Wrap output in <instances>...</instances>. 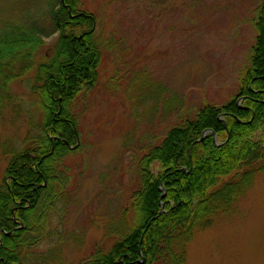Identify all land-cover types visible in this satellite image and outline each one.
I'll list each match as a JSON object with an SVG mask.
<instances>
[{"label": "rangeland", "instance_id": "obj_1", "mask_svg": "<svg viewBox=\"0 0 264 264\" xmlns=\"http://www.w3.org/2000/svg\"><path fill=\"white\" fill-rule=\"evenodd\" d=\"M45 1L0 0L6 15L29 20L36 10L45 12ZM262 1L83 0L97 18L102 58L98 79L74 106L81 147L56 164V173L67 178L57 182L49 210L57 246L45 240L39 250L52 253L55 246L63 260L57 264H77L97 249L110 250L139 224L131 197L140 184V159L202 102L224 103L236 90ZM58 34L41 36L36 65L53 56ZM20 65L8 99L0 95L7 110L0 140L21 149L26 137L33 145L44 141L45 110L31 88L29 63L21 59ZM256 179L231 213L197 233L188 264H264V174Z\"/></svg>", "mask_w": 264, "mask_h": 264}, {"label": "trees", "instance_id": "obj_2", "mask_svg": "<svg viewBox=\"0 0 264 264\" xmlns=\"http://www.w3.org/2000/svg\"><path fill=\"white\" fill-rule=\"evenodd\" d=\"M31 1L36 6L40 0ZM45 3V12L36 10L35 20H29L10 18L0 2V17L5 14L0 18V95L8 99L11 78H18L23 59L45 110L44 141L33 145L26 137L20 149L14 140H0V164H5L0 264L63 263L55 246L52 253L38 246L45 240L56 245L49 210L57 182L67 180L56 173V164L81 147L74 106L82 90L98 79L102 58L94 38L97 18L82 7L83 0ZM251 23L257 35L236 90L224 103L202 102L142 156L140 184L131 197L139 224L120 235L110 250L97 249L77 264H188V247L197 233L231 213L264 174V0ZM56 32L53 56L36 65L41 36ZM4 100L0 97V125L7 111ZM21 220L23 227L16 228Z\"/></svg>", "mask_w": 264, "mask_h": 264}, {"label": "water", "instance_id": "obj_3", "mask_svg": "<svg viewBox=\"0 0 264 264\" xmlns=\"http://www.w3.org/2000/svg\"><path fill=\"white\" fill-rule=\"evenodd\" d=\"M209 131H210V129L205 130L204 133H203V136H202V138H201L200 140H202V139L204 138V136H206V134H207ZM163 210H164V205H162V209H161L160 213H162ZM22 226H23V223H22V222H19V225H18L16 228H21ZM140 254H141V251H140ZM141 256H142V259H144V257H143L142 254H141ZM141 261H142V260H141ZM142 263H144V262L142 261Z\"/></svg>", "mask_w": 264, "mask_h": 264}]
</instances>
